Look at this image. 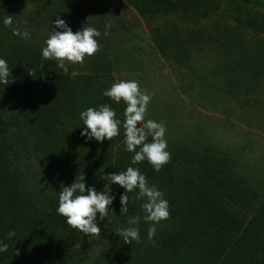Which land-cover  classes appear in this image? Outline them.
<instances>
[{
	"label": "rangeland",
	"instance_id": "374dc122",
	"mask_svg": "<svg viewBox=\"0 0 264 264\" xmlns=\"http://www.w3.org/2000/svg\"><path fill=\"white\" fill-rule=\"evenodd\" d=\"M7 15L31 33L25 42L0 25V57L34 84L16 90L14 100L23 117L40 126L28 136L27 153L36 202L41 192L58 198L78 175L85 177L86 188L103 190V162L83 164L77 156V140L83 138L79 112L103 103L124 107L101 92L113 82L134 79L151 96L146 119L166 125L170 156L207 150L221 165L218 178L234 186L241 177L255 195L253 206L244 207L246 219H255L264 201V0H0V17ZM57 17L73 32L86 23L101 32L99 51L83 64L65 61L67 72L40 54ZM54 196L58 221L49 223L51 253L37 252L43 263L201 264L184 232L176 231L179 219H194L190 199H167L169 217L156 225L155 243L147 239L151 222L137 213L140 241L124 243L115 229L127 227L133 215L114 211L99 223L100 235L89 236L56 213ZM15 222L26 243L31 228L26 212L17 211ZM178 241L191 247L184 256L174 248Z\"/></svg>",
	"mask_w": 264,
	"mask_h": 264
},
{
	"label": "trees",
	"instance_id": "16d2710c",
	"mask_svg": "<svg viewBox=\"0 0 264 264\" xmlns=\"http://www.w3.org/2000/svg\"><path fill=\"white\" fill-rule=\"evenodd\" d=\"M11 76L9 84L0 85V239L9 245L8 251L0 253V264H47L43 263L44 257L37 256V252L51 253L54 240L49 223L58 221L54 216L56 200L51 199L54 195L41 192L35 201L36 194L32 189H37V185H34L35 180L28 172L31 165L28 164L27 153L30 149L28 136L35 131L36 122L30 117H23L14 100L16 90L28 91L34 84L31 77L20 70H11ZM111 107L122 121L124 107ZM39 127L37 123V131ZM120 136L102 143H85L83 138H78L79 162L86 164L101 160L102 170L106 173L123 171L128 166L138 167L149 184H155L165 192V199L179 195L181 199H190L193 207L190 214L194 215V219H179L176 231L184 232V238L189 239L199 263L264 264V201L255 210V219L252 221V215L247 220L245 215L248 213L244 207L247 204L253 206L255 195L248 191L241 177H236L234 186L218 178L221 165L207 150L194 153L179 151L178 154L171 152L170 160L159 172H155L147 161L131 165L132 153L124 150L123 137ZM99 153L103 157H97ZM111 189L117 193V199L112 204L116 208H110L109 215L114 211L120 212L119 193L124 191L115 184L111 185ZM238 189H244L245 194L239 193ZM129 196L133 197L134 193H129ZM141 203L131 199L125 215L141 213ZM19 210L26 212L31 226L26 243L20 239L21 233L15 222V214ZM10 230H14L16 235L7 239L6 234ZM190 246L184 249L178 241L174 248L179 247L184 256Z\"/></svg>",
	"mask_w": 264,
	"mask_h": 264
},
{
	"label": "clouds",
	"instance_id": "9594fccd",
	"mask_svg": "<svg viewBox=\"0 0 264 264\" xmlns=\"http://www.w3.org/2000/svg\"><path fill=\"white\" fill-rule=\"evenodd\" d=\"M53 27L41 47L40 54L43 60H54L57 66L68 71L65 61L69 64H83L85 57H92L99 51L98 39L101 32L88 23L73 32L69 23L57 17L50 22ZM0 25L11 30L12 35L19 36L25 42L31 39V33L21 31L14 26L13 16L0 17ZM76 76V72L70 73ZM11 77V79H10ZM12 80L8 62L0 57V85L6 86ZM102 96L109 98L115 104L123 102V120L117 117L116 110L109 104L103 103L96 107H87L79 112L78 119L80 136L85 143L95 141L102 143L112 140L121 134L123 129V144L126 152L132 153L131 165H138L147 161L155 172H159L163 165L170 160L168 143L165 138L166 125L162 121L146 119L151 96L141 90L139 83L134 79L113 82L110 87L103 89ZM151 137V140H149ZM106 180L103 190L97 191L94 186L86 188L85 177L77 176L73 182L64 185L58 193L56 213L64 218V222L72 229L89 236H99L100 222L108 217L110 207L117 199L111 185L115 184L124 189L119 193L120 215L128 213L131 199L141 201V210L144 213V222H151L147 230V239L154 241L156 225L169 217V205L164 192L155 184H149L146 176L138 167L128 166L123 171L101 174ZM107 184V186H105ZM129 193H134L133 197ZM139 214L127 218V227L115 229L124 243L140 241L138 224ZM14 230H10L6 237H15ZM9 245L0 239V253L8 251Z\"/></svg>",
	"mask_w": 264,
	"mask_h": 264
}]
</instances>
